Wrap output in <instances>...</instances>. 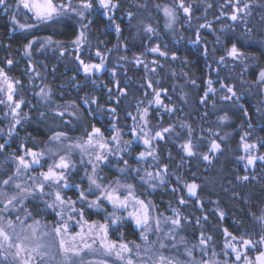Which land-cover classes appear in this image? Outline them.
Segmentation results:
<instances>
[{"label":"trees","instance_id":"16d2710c","mask_svg":"<svg viewBox=\"0 0 264 264\" xmlns=\"http://www.w3.org/2000/svg\"><path fill=\"white\" fill-rule=\"evenodd\" d=\"M90 2L80 29L77 15L47 22L31 18L27 23L33 29L21 28L27 24L24 15L15 22L8 15L16 0H7V13L0 5V70L15 80L24 117L8 136L0 134V159L45 148L55 132L85 138L98 128L111 138L118 130L130 131L134 108L147 107L152 125L172 128L159 142L160 162L169 169L170 181L150 192L157 209L179 218L190 235L198 234L200 225L212 234L226 228L259 239L264 235V224L256 219L264 212V83L259 82L264 0H111L109 9L99 0ZM245 5L232 20L235 8ZM79 30L84 33L80 49L73 44ZM31 39L43 46L26 58L24 45ZM234 44L244 53L239 59L228 55ZM94 52L103 53L106 65L87 76L80 61L98 60ZM42 87L49 91L46 100L39 95ZM1 99L0 131L6 129ZM190 139L192 156L183 148ZM213 142L218 150L212 149ZM244 144L255 145L252 164L244 160L249 155ZM135 159L130 164L138 163ZM188 182L197 185L195 197L184 186ZM27 205L33 216L45 215L35 198ZM83 210L89 220L106 219L103 212ZM111 236L138 241L139 227L127 219Z\"/></svg>","mask_w":264,"mask_h":264},{"label":"rangeland","instance_id":"374dc122","mask_svg":"<svg viewBox=\"0 0 264 264\" xmlns=\"http://www.w3.org/2000/svg\"><path fill=\"white\" fill-rule=\"evenodd\" d=\"M17 3L18 0H16L14 7L10 9L12 11L8 14L10 19L13 20V17H15V20H17L21 14L24 15L23 21L25 23L29 22L31 18L35 19L33 14L22 6L17 8ZM110 5L106 9H109ZM72 9L76 11H72ZM235 10L237 16L244 12L246 8L245 6L236 7ZM5 12L7 13V11ZM26 12L29 13V17ZM78 12H85L82 4H71V8L59 17L77 15L76 21L80 29V18L82 17L77 14ZM28 24L34 25L31 22L25 25ZM27 29H33V27ZM81 32L79 30L77 37ZM30 42L31 48H26ZM73 44L75 47H80V43L73 42ZM27 45H24V56L26 58L34 53L38 54L43 46L35 39H31ZM96 53L94 52V55L98 60H89L84 64L100 65V67L85 72L84 65H82V70L87 76L99 74L105 68V56L101 52H99V56ZM158 53L161 52L159 51L156 54ZM5 78H7V83ZM8 83L13 85L12 101L8 100ZM210 91L214 92L213 89H210ZM15 92V80L3 72V75H0V97L5 109L3 117L6 129L1 130L0 134L6 132L7 136L14 131V127L18 124L17 121L21 122L24 118L20 111L21 100L15 95ZM48 94L49 91L46 87L40 88L39 95L43 100L47 99ZM17 103L20 104L18 108L16 107ZM149 115L150 112L147 107L134 108L129 115L133 116V127L130 131L118 130L113 136L116 139L96 135L93 131L85 138H74L65 133V137H62L60 141L50 139L45 148L31 150L42 154L37 157L39 163L32 162L33 157L28 155L29 150H23L19 155L2 157L0 159V229H3L9 239L5 241L3 236H0V245H2L0 247V264H21L24 259L29 258L28 252H22L19 257H15V245L19 243H22L27 249L40 246L37 252L31 253V264H64V254L60 250L61 239L69 243H75L78 247H82L87 242L92 244V248L95 249V251L85 249L81 252L80 257L73 256V264H79L81 259L84 260L85 264H104V262H107V264H126L129 256L133 259L134 264H158L161 255L166 257L167 260H171L173 264H202V262H207V264H247L245 257L240 263L236 262L234 256L229 258L224 244H211L212 242L208 239L206 233L202 231L200 225L199 237L192 238L186 235V226H183L181 222L179 225L172 224V220H179V218L174 215H166L157 209L150 197V192L155 188H161L165 184H169L170 181L168 178L169 169L161 164L159 156V142L164 140L167 132L163 131L166 128L152 125ZM181 127L185 130L187 128L185 125ZM157 132H160L163 138L156 137ZM128 133H131L132 136L128 137ZM89 136H92L91 144L88 143ZM146 139L150 141L147 145L144 143ZM101 143L106 144L107 147H99ZM77 145H80V147H77ZM135 145L139 149L137 153L133 151ZM153 150L154 155H148ZM245 151L249 154L248 156L244 155V160L247 162V157L252 156L253 151L251 148ZM141 152L145 153L142 159L139 155ZM97 155L104 156L106 159L98 161L96 159ZM61 156L65 157L66 162L69 163L68 169L61 170L54 167L55 164L59 163ZM132 156L136 158L135 160L138 163L130 164ZM18 157H24L31 167L25 169L21 166L18 172ZM125 161H127V164H125ZM49 167H53L54 171L58 173L63 172L65 179L59 185L54 184L52 181L43 180L41 173H46ZM121 169L125 171L121 172ZM7 170H9L7 174L3 175ZM148 173H152V175L149 176ZM89 176H93L97 183L102 185L101 189H96L94 185L90 184ZM9 177H11L10 180ZM5 180H9L7 185L3 183ZM117 181L120 185L131 184L135 197L143 200L147 206L149 226L145 229L142 225H138L140 226L138 241H125L111 236L113 230L127 219H132L136 224V220L130 217L129 213L139 208V205H133L130 202L127 209H114L112 203L102 195L105 190L110 192L113 188H117ZM65 183L68 184L67 188L64 187ZM17 184L20 185V188H16L15 185ZM39 184H44L43 192L38 187ZM192 184L194 183H184L188 192L189 186ZM22 189H27V191H22ZM57 191L64 199V204L55 201ZM71 191L73 193H70ZM81 191L85 193V199L80 198ZM194 191L197 195L198 188L196 187ZM116 194L123 198L127 195V189L120 187ZM189 194L195 196L190 192ZM33 198L42 204L41 207L45 210L43 212L45 215L41 217L33 216L30 207L27 205L28 201ZM9 200H11L10 204L8 203ZM93 201H96L98 206H91ZM49 204H52L53 207H48ZM84 207L103 212L106 219L103 221L89 220L83 210ZM46 211L49 215L46 214ZM81 212L83 213L82 216L79 214ZM112 213H115V216ZM116 217L120 219L113 223ZM202 219H205V217H202ZM157 222H159L158 225ZM65 224L68 228L67 233L62 230L61 234L57 235L54 229ZM100 225H107V240L109 242L115 243L117 246L120 243H125L132 248L131 254H124L125 260L117 259L114 254H106L105 249L101 247L103 233L99 231ZM89 226H92L91 234H89ZM81 231L84 233V240L76 236ZM142 234L147 236V241L142 239ZM74 236H76V239L72 241ZM201 239L205 240L204 244L200 243ZM93 240H95V243H93ZM231 240L232 238L225 239L224 242L228 241L230 243ZM259 240L260 238L256 241ZM256 241L255 243L260 247V251H264V244H259ZM161 243L165 247H161ZM9 244L13 247H9ZM136 245H140L139 256L136 255ZM146 249L149 250L146 251ZM189 251L192 253L191 256L188 255ZM40 253H46V255L42 257ZM255 258L256 255L247 257L253 264H255ZM165 264H167V261H165Z\"/></svg>","mask_w":264,"mask_h":264},{"label":"snow or ice","instance_id":"6c2138e0","mask_svg":"<svg viewBox=\"0 0 264 264\" xmlns=\"http://www.w3.org/2000/svg\"><path fill=\"white\" fill-rule=\"evenodd\" d=\"M99 2L104 8H108L111 0H99ZM0 5L4 6L6 11L8 10L9 7H11L9 4H7V0H0ZM20 6H22L24 9H26L28 12L32 13L37 22H47V21L53 20L54 18H58L63 12H65L69 8H71L70 3L57 5L56 3H54V0H18L16 7L19 8ZM112 6L115 7V5H112ZM180 6L184 9V11L186 13L189 12V8L184 7L182 3ZM82 7L85 9L92 8V4H91L90 0H82ZM247 7H248V5H245V8H247ZM72 11H76V10L72 9ZM164 12L167 16L173 17V13L168 8H165ZM77 14L80 15L81 17H83V15H84L83 12H78ZM129 15H131V14H129ZM231 19L235 21L237 19V16L234 14V15H232ZM13 20L15 22V17H13ZM34 26L35 25H31V24H28V25L21 24L20 25L21 28H32ZM146 31L152 32L154 30L151 27H148L146 29ZM249 31H251V29H249ZM83 39H84V33L81 32L79 34V36L77 37L76 41H74V43L79 44L81 42V40H83ZM26 48H31V42L29 43V45L26 46ZM152 51H157V49H152ZM161 54L163 55V53H161ZM96 55L99 56L100 53L97 52ZM228 55L233 57V58L239 59L240 57L244 56V53L240 52L238 50V48L236 47V45L234 44L231 47ZM221 59H223V58H221ZM8 63L11 64L12 61H8ZM80 63L84 65L85 72L91 71L92 68L98 69L100 67V65L84 64V62L82 60L80 61ZM0 75H3L2 70H0ZM5 82L7 83V78H5ZM259 82L264 83V70H261V72L259 73ZM209 83H211V82H209ZM8 90H9L8 100L12 101L13 97H12L11 93L13 91V85L11 83H8ZM228 91L231 92L233 96H235V93L233 92L232 88H228ZM230 98L231 97H225V99H230ZM157 103H159L158 99H157ZM19 106H20V104L17 103L16 107L18 108ZM58 114L63 116L64 113L61 112ZM17 123H19V121H17ZM170 130L171 129L166 128L163 131L168 132ZM93 132L96 135H102L100 133V129H98V128H95L93 130ZM62 137H65V133L55 132L50 139L53 141H60ZM156 137L163 138L162 134L160 132L156 133ZM113 139H116V137H113ZM88 143L89 144L92 143V136H89ZM144 143L147 145L150 143V141L146 139V140H144ZM3 147H4V145H0V149H3ZM77 147H80V145H77ZM99 147L106 148L107 145L104 143H101V144H99ZM219 147H220L219 144H217L215 142L212 143V149L213 150H218ZM254 147H255V145L244 144L245 150H248V149L254 148ZM183 148L186 151L187 155H189V156L194 155L193 145L191 144V141L184 144ZM28 155H31L33 157V161H32L33 163H39V160L37 159V157L39 155H42V154L37 153V152H32L31 150H29ZM139 155H140V158L142 159V158H144L145 153L141 152ZM148 155H154V150L152 152H149ZM208 158L209 157L207 155H204V157H203V159H205V160H208ZM96 159L98 161H100V160H105L106 157L97 155ZM254 159H255V157H252V156L247 157L248 164H252L254 162ZM260 159H264V157H260ZM18 160H19V164L17 166L18 172H19V169L21 166L25 169L31 167V165L24 159V157H18ZM125 164H127V161H125ZM54 167L57 169H61V170L68 169L69 163L66 162L65 157L61 156L59 159V163L55 164ZM93 171L95 173V169ZM123 171H125V170L121 169V172H123ZM148 175L151 176L152 173H148ZM41 176L43 177L44 181H52L56 185H59V183L65 179L63 172L61 171L58 173V172L54 171L53 167H49V169L46 173H41ZM10 179H11V177H9V180ZM243 179L247 180L248 177L245 176V177H243ZM9 180H5V181H3V183L5 185H7L9 183ZM89 181H90V184L94 185L96 189H101L102 185L97 183V180L93 176H89ZM15 186H16V188H20L19 184L15 185ZM38 187L40 188L41 192H43L44 184H39ZM64 187L67 188L68 184L65 183ZM120 187L127 189V195L124 196L123 198H121L119 195L116 194L118 191V188H120ZM196 187L197 186L195 184L190 185L189 186V192L192 193L193 195H195L194 190ZM22 191H27V189H22ZM102 195H104L105 198L110 203H112L114 209H127L130 202L133 203V205H139V208L135 209L133 212H130L129 216L133 217L136 220L137 225H142L145 229L148 228L149 216H148L147 206L145 205L143 200H140L137 197H135L134 192H133V186L131 184L120 185L119 181H117V188H113L110 192L105 190L102 193ZM80 198L81 199L86 198L85 193L83 191L80 192ZM13 199H15V197H13ZM55 201H59L61 204L65 203V201L61 197L59 191H57L55 193ZM181 202L183 203V201H181ZM8 203L10 204L11 200H9ZM69 203H71V202H69ZM91 206H98V204L96 201H93ZM48 207H53V205L49 204ZM73 211H75V209H73ZM79 214L81 216L83 215L82 212ZM112 215L115 216V213H112ZM118 219H120V218L116 217V219L113 220V223H115L116 220H118ZM256 219L259 220L262 224H264V212H262L261 216L256 217ZM158 224H159V222H157V225ZM172 224L179 225L180 221L178 219L172 220ZM62 230L64 233H67L68 228H67L66 224L62 225V227H56L54 229V231L56 232L57 235H60ZM91 231H92V226H89V234H91ZM99 231L101 233H103V236L101 237V247L105 249L106 254H108V255L114 254L117 259L125 260L124 254H131L132 253L133 250H132V248H130L128 246V244L120 243L117 246V244L109 242L107 240V231H108L107 225H100ZM0 236H3L5 241H7L9 239L7 234L4 233L3 229H0ZM76 236H79L81 240L85 239L83 231H81L80 233H77ZM76 236L72 237V241H75ZM232 238H233V240L237 239L236 237H232ZM142 239L147 241V236L142 234ZM93 243H95V240H93ZM200 243L204 244L205 240L201 239ZM240 243H241V246L245 247V248H254L255 247L252 240L244 239L243 237H240ZM257 243L264 244V235H261L260 240L257 241ZM0 247H2V245H0ZM9 247H13V245L9 244ZM39 247L40 246L38 245L36 248L27 249L23 246L22 243H19V244L15 245L16 252L14 255H15V257H19L22 252H28L29 258L24 259L21 262V264H31V259H32L31 253L37 252ZM135 247L137 249L136 255L139 256L140 255V253H139L140 245H136ZM161 247H165V245L163 243H161ZM229 247H231L233 251H236V248L234 245L230 244ZM85 249H87L89 251H95V249L92 248V244H89L87 242H85L82 247H78L75 243H69L68 241H65L64 239H61V241H60V250L64 254V264H73L72 257L73 256L80 257L81 252L84 251ZM148 250L149 249H146V251H148ZM40 255L43 257L44 255H46V253H40ZM188 255L189 256L192 255L191 251L188 252ZM240 258H241L240 254L237 253L236 259L239 260ZM245 260L247 261V264H253V262L248 260L247 257H245ZM165 261H167V264H173V262L171 260H167V258L162 256V255L159 257L158 264H165ZM79 264H85L84 260L81 259L79 261ZM104 264H107V262H104ZM126 264H134V261L131 258V256H129L127 258ZM202 264H207V262H202ZM255 264H264V251L260 252L259 255L256 256Z\"/></svg>","mask_w":264,"mask_h":264},{"label":"flooded vegetation","instance_id":"af4514ba","mask_svg":"<svg viewBox=\"0 0 264 264\" xmlns=\"http://www.w3.org/2000/svg\"><path fill=\"white\" fill-rule=\"evenodd\" d=\"M137 227H140V226L137 225ZM204 233H206L208 239L212 242L211 244H213V245H218V244L223 245L224 244V246L226 247L225 248L226 249V254H227V256L229 258H233V256L236 257L237 256V253H239L241 258L239 260H237L235 258L236 262H239L240 263V262H242V259L244 257H249V256H252V255H256L257 256L261 252L260 251V247H258L256 245L255 241H253V240H252V242L255 245L254 248H245V247H242L241 246V243H240V236H237V235H235L233 233H230L226 228L224 229V232L223 233H216V234H212V233H208V232H204ZM186 235H188V236H190L192 238L199 237V234L190 235V234L186 233ZM232 237H236L237 239L233 240ZM229 238H232V240L230 241V243H228V241L227 242H224L225 239L228 240ZM244 239H247V238H244ZM230 244L235 246L236 251H233L232 248L229 247ZM235 252H236V254H235Z\"/></svg>","mask_w":264,"mask_h":264}]
</instances>
